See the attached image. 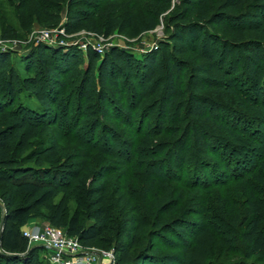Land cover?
Wrapping results in <instances>:
<instances>
[{
	"label": "trees",
	"instance_id": "obj_1",
	"mask_svg": "<svg viewBox=\"0 0 264 264\" xmlns=\"http://www.w3.org/2000/svg\"><path fill=\"white\" fill-rule=\"evenodd\" d=\"M62 1L69 6L64 23L66 34L88 27L95 14L73 7L81 0ZM83 1L95 7L93 0ZM156 3L166 9L172 0H156ZM177 7L170 18L174 28L169 44L174 59L186 53L193 56L195 63L187 74L186 88L181 70L176 75L173 64L166 74V82L162 85L161 80L156 81L161 67L158 52L136 61L132 54L119 49L103 56L89 47L86 56L89 66L84 68L83 56L77 50L64 53L39 44L30 59L24 62L27 69L35 71L28 76H21L11 65L13 52L0 54V185L12 188L17 197L23 198L17 205L14 201L8 202L0 215V264H49L45 257L39 256L44 251L42 247H29L23 228L41 207L52 204L60 194L62 198L52 206L50 222L70 236L78 237L85 246L115 243L118 264H184L178 255L160 254L153 243L146 244L142 239L143 209L132 207L130 199L123 194L113 203L112 186L107 176L120 168L107 165L95 170L77 160L53 138L50 146L28 156L37 159L41 166L44 159L52 163L46 171H39L41 176L46 172L48 178L19 179L11 175L20 171L18 159L31 146V141L47 131L48 120L58 122L60 117H68L72 112L77 116L81 112V101L77 109L72 108L73 91L68 96H62L60 91L72 81L77 84L81 99L89 98L92 85L98 80L96 68L100 76L115 80L117 89H120L119 81L141 86L152 83V95L159 93V98L150 106V113L161 107V128L169 121L167 108L177 110V118L173 121H177L178 126L171 128L174 140L170 142V159L151 160L150 165L162 166L171 158L185 162L195 149H220L222 132L230 128L207 114L209 99L203 94V85L216 87L235 97L241 95L246 98L247 105L264 108V0H179ZM118 23L112 24L109 34L119 26ZM157 25L158 16L151 18L150 28ZM162 46L167 54L170 45ZM22 91L35 98L37 103H23L13 108L14 100ZM142 99L145 96L137 102L138 107L142 105ZM106 101L109 98L102 92V111H108L102 105ZM192 136L195 140L189 144ZM260 159L256 169L239 177L243 192L240 199L232 202L226 198L212 207L217 217L236 230L223 244L229 253L239 255L228 264H264V157ZM76 191L84 194L86 209H78L68 217L69 201ZM258 194L263 198L260 199ZM177 205V199L162 198L157 209L169 214ZM116 207H121L125 214L117 213ZM156 224L159 237L168 242L172 239L166 237V231L185 240L192 223L175 219L166 223L157 221ZM162 229L164 232H160ZM109 233L115 237L108 238Z\"/></svg>",
	"mask_w": 264,
	"mask_h": 264
},
{
	"label": "rangeland",
	"instance_id": "obj_2",
	"mask_svg": "<svg viewBox=\"0 0 264 264\" xmlns=\"http://www.w3.org/2000/svg\"><path fill=\"white\" fill-rule=\"evenodd\" d=\"M93 1L95 7H90L83 0L74 4V8L87 9L95 15L89 20L88 27L67 35L64 23L69 6L66 2L0 0V54L13 52L11 65L19 70L21 76H28L35 71L27 69L28 65L24 62L30 59L39 44L64 53L77 50L83 56L84 68L89 66L86 57L89 47L103 56L113 49H119L132 54L136 61L158 52L161 67L156 81L161 80L163 85L173 64L176 75L181 70L183 87L188 86L187 74L195 63L193 56L186 53L174 59L169 44L174 28L170 18L177 10L179 0H172L166 9L160 7L156 0ZM157 16L158 25L151 29L150 20ZM114 22H119V26L109 34ZM163 44L170 45L167 54ZM95 74L98 80L92 85L87 99H81L75 82L69 81L61 89L62 96L72 95L70 92L73 91L72 108L77 109L81 101V112L77 116L72 112L68 117H60L58 122L50 123L48 120L47 131L31 141V146L18 159L20 171L17 175H11L19 179L40 177L39 171H46L52 163L44 159L41 166L37 159H29L28 156H33L35 151L41 152L55 138L68 153L95 170L107 165L120 168L107 176L112 186V201L114 203L123 194L130 199L132 207L143 209L142 239L146 244L153 243L160 254H176L184 264H228L237 260L239 255L229 253L223 245L236 230L217 217L213 208L218 206L219 200L229 198L233 202L240 199L243 192L239 177L256 169L260 158L264 157V108L247 105L246 98L241 95L235 97L216 87L203 85V94L209 99L207 114L230 128L222 132L220 149H195L185 162L179 163L171 158V161H166L169 163L162 166L157 163L150 165L148 162L151 160L168 158L170 142L174 140L171 128L178 126L177 121H173L177 118V110L167 108L169 121L161 128V107L150 113V106L159 98V93L152 95V83L141 86L119 81L120 89H117L115 80L100 76L97 68ZM102 92L109 98L102 104L108 111L100 109ZM141 96H145V99L138 107ZM23 103L33 105L37 101L22 91L14 100L13 108ZM194 140L192 136L189 144ZM43 173L41 178H48L46 172ZM257 196L263 198L260 194ZM61 198L62 194L52 204L41 207L28 223L52 225V206ZM162 198L177 199V208L164 214L157 209ZM10 201L17 205L23 202V198L17 197L12 188L0 185V215ZM116 208L117 213L125 214L121 207ZM78 209H86V199L81 191H76L69 201L68 217ZM175 219H186L192 223L186 239L182 240L172 231H166V237L172 240L165 242L156 231L159 228L156 222L166 223ZM112 236L115 237L114 234H107L108 238ZM95 247L112 250L117 256L115 243H99ZM39 256L43 258L44 252Z\"/></svg>",
	"mask_w": 264,
	"mask_h": 264
},
{
	"label": "built area",
	"instance_id": "obj_3",
	"mask_svg": "<svg viewBox=\"0 0 264 264\" xmlns=\"http://www.w3.org/2000/svg\"><path fill=\"white\" fill-rule=\"evenodd\" d=\"M100 52L103 53L102 49ZM23 235L30 248L44 249V257L49 264H118L112 250L85 246L78 237L52 225L28 223L23 228Z\"/></svg>",
	"mask_w": 264,
	"mask_h": 264
}]
</instances>
